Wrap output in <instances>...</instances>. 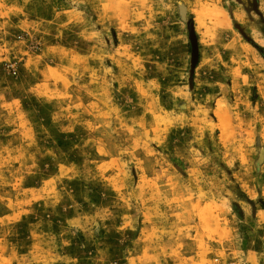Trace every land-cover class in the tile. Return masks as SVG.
Masks as SVG:
<instances>
[{
    "label": "rangeland",
    "instance_id": "1",
    "mask_svg": "<svg viewBox=\"0 0 264 264\" xmlns=\"http://www.w3.org/2000/svg\"><path fill=\"white\" fill-rule=\"evenodd\" d=\"M0 264H264V0H0Z\"/></svg>",
    "mask_w": 264,
    "mask_h": 264
},
{
    "label": "built area",
    "instance_id": "2",
    "mask_svg": "<svg viewBox=\"0 0 264 264\" xmlns=\"http://www.w3.org/2000/svg\"><path fill=\"white\" fill-rule=\"evenodd\" d=\"M11 68H12V70H14L13 67H11ZM14 73H15V71H14Z\"/></svg>",
    "mask_w": 264,
    "mask_h": 264
}]
</instances>
